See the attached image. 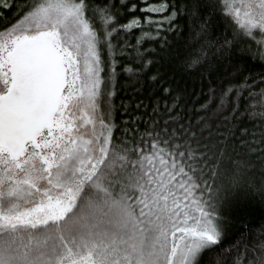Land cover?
Masks as SVG:
<instances>
[{
	"label": "snow or ice",
	"instance_id": "snow-or-ice-1",
	"mask_svg": "<svg viewBox=\"0 0 264 264\" xmlns=\"http://www.w3.org/2000/svg\"><path fill=\"white\" fill-rule=\"evenodd\" d=\"M0 20V264H264V0Z\"/></svg>",
	"mask_w": 264,
	"mask_h": 264
},
{
	"label": "trees",
	"instance_id": "trees-1",
	"mask_svg": "<svg viewBox=\"0 0 264 264\" xmlns=\"http://www.w3.org/2000/svg\"><path fill=\"white\" fill-rule=\"evenodd\" d=\"M19 2V0H18ZM14 13H8V17L9 19H12ZM3 25V20H0V26ZM139 33H137L138 35ZM169 36H171V34H169ZM128 39L134 43L135 42V38L132 36H129ZM146 47H157V45L154 42H148L145 45ZM252 63H254L255 65H257L256 67H254L253 71L250 73V75L252 76H256L257 78H259V74L261 72H264V68L259 67V61L258 60H254ZM190 80H195L196 77H190ZM119 85L120 88L118 90V98L116 99L115 103H116V107L117 109H119L121 101L123 100L124 102H128L130 97L133 96L134 93V82L131 80H128L127 78H122L119 80ZM136 87H139V85H137ZM197 91L199 92V89H197ZM206 91V89H205ZM150 95V89H148V86L145 84L143 85V87H141V91L139 93L140 97L145 98V100L147 101V97ZM200 99H203V97L201 96ZM190 100L192 101V103H195L197 100V97L193 96L190 98ZM119 115V114H118ZM257 201L259 200V197L256 198ZM258 206V205H257Z\"/></svg>",
	"mask_w": 264,
	"mask_h": 264
}]
</instances>
